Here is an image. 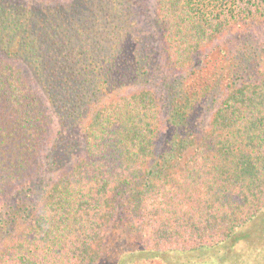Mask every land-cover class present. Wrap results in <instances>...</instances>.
Here are the masks:
<instances>
[{
	"label": "trees",
	"instance_id": "1",
	"mask_svg": "<svg viewBox=\"0 0 264 264\" xmlns=\"http://www.w3.org/2000/svg\"><path fill=\"white\" fill-rule=\"evenodd\" d=\"M143 263L264 264V0H0V264Z\"/></svg>",
	"mask_w": 264,
	"mask_h": 264
},
{
	"label": "rangeland",
	"instance_id": "2",
	"mask_svg": "<svg viewBox=\"0 0 264 264\" xmlns=\"http://www.w3.org/2000/svg\"><path fill=\"white\" fill-rule=\"evenodd\" d=\"M241 243H242V242H241ZM173 259H174V258H172V261H173ZM181 260H184V259H181ZM172 261H170V262H172ZM143 264H144V263H143Z\"/></svg>",
	"mask_w": 264,
	"mask_h": 264
}]
</instances>
